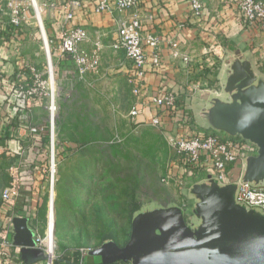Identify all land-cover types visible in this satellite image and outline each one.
<instances>
[{
	"label": "crops",
	"instance_id": "crops-1",
	"mask_svg": "<svg viewBox=\"0 0 264 264\" xmlns=\"http://www.w3.org/2000/svg\"><path fill=\"white\" fill-rule=\"evenodd\" d=\"M100 1L102 0H82V6L75 11L77 25L88 29L92 42L100 39L103 45L100 74L90 75L88 78L98 81L100 78L119 74L128 77L130 62L125 53L111 47L117 39L118 16L97 13L96 7ZM206 8V16L201 18L194 15L187 0H140L135 11L143 19L144 31L159 38L162 61L161 68H150L147 73L149 96L164 91L173 92L177 96L179 107L185 109V104L189 102L193 106L194 95L199 90L220 91L219 77L224 69L222 65L229 57L224 40L228 34H236L250 42V47H258L259 53L256 50L251 52L252 61L264 75V62H258L259 54L264 49V32H249L235 9L221 0H206ZM24 37L25 35L19 36L11 31H1L0 28V159L10 161L8 172L11 167L18 165L23 174L28 176L21 197L13 208L6 206L0 196V230L9 231L13 242V248L0 254V264H25L16 247L30 244L39 235L43 236L48 223L49 203L45 183L51 158V138L49 144L44 145L41 134H30L31 127H49L46 125L49 118L48 100L37 99L29 105L22 95L32 81L29 67L35 66L43 73L45 70L33 63L34 59L42 58L41 54L32 55L28 52V46L40 43L22 41ZM173 42L179 44L183 55L190 57L189 63L173 57ZM92 47L93 44L85 46L88 50ZM44 57L47 60L45 52ZM55 57L61 62L68 78H80L71 60L58 56L53 58ZM53 58L49 54L50 71L53 69ZM151 102V97L144 99L143 112L135 119L137 124L149 123L157 114ZM174 126L176 125L169 123L166 127L173 129ZM172 172L176 178L188 176L177 165ZM197 180L202 178H187L181 187L180 201L174 203L180 206L187 204L188 184ZM87 261L88 257L82 253V249H61L56 253L53 264H87ZM34 264H48V261Z\"/></svg>",
	"mask_w": 264,
	"mask_h": 264
},
{
	"label": "rangeland",
	"instance_id": "rangeland-1",
	"mask_svg": "<svg viewBox=\"0 0 264 264\" xmlns=\"http://www.w3.org/2000/svg\"><path fill=\"white\" fill-rule=\"evenodd\" d=\"M0 20L5 21L1 16ZM24 31L22 41L31 40L36 33ZM224 40L226 48L258 51L236 34H228ZM44 51L42 44L28 46L32 55L42 56L33 63L46 70ZM52 66L50 88L57 110L53 122L55 165L53 168L50 160L45 183L49 245L54 249L56 242L57 253L61 249L94 250L108 240L123 247L130 240L133 209L180 201L182 186L172 172L176 152L167 132L149 123L139 125L131 117L136 98L128 77L71 79L56 57ZM185 106L190 129L204 132L191 102ZM51 124L49 117L46 125L51 128ZM50 146L51 150L52 143ZM57 149L70 156L59 161ZM9 165V160L0 159L1 197L10 182ZM93 258L100 262L99 257Z\"/></svg>",
	"mask_w": 264,
	"mask_h": 264
},
{
	"label": "built area",
	"instance_id": "built-area-1",
	"mask_svg": "<svg viewBox=\"0 0 264 264\" xmlns=\"http://www.w3.org/2000/svg\"><path fill=\"white\" fill-rule=\"evenodd\" d=\"M187 1L194 15L201 18L206 16V0ZM221 2L235 9L249 32H264V1L221 0ZM139 3L140 0H102L96 7L97 13L118 16L117 39L111 47L115 51H123L130 62L128 78L136 98V105L130 113L131 117L137 119L143 112L144 99L151 97V104L157 114L149 121V124L168 133L169 142L177 155L176 165L183 168V174L188 175L186 178L185 175L178 178L181 186L185 184L187 178L206 179L210 177L223 185L237 182L242 170V157L245 153L254 152V147L240 139H223L206 131L194 132L189 127V115L185 109L179 107L177 96L173 92L164 91L149 96L146 83L147 73L150 68L157 70L162 66L159 53L160 40L156 35L144 31L143 19L135 11ZM81 6L82 0H4L0 2V16L5 21L0 20V28L1 31H11L19 36L26 34L24 29L35 30L36 33L31 40L43 45L47 63L50 54L52 58L58 56L71 60L81 78L99 75L103 45L100 39L92 42L88 29L77 25L75 11ZM89 44H93L91 50L85 48ZM53 46L56 48L53 49ZM171 48L174 58L185 63L190 62V57L181 53L177 42L171 43ZM262 50L259 54V63L264 62V49ZM256 52L259 53L257 50ZM29 74L32 83L22 95L29 105L37 99L48 100L47 108L52 123L49 128L52 143L51 164L54 168L55 128L53 122L57 107L54 90L50 88L52 73L48 64L44 73L35 66H30ZM172 112H175L176 126L170 130L164 129L167 126V114ZM44 132V126L30 128L31 135ZM9 172L10 182L2 192V201L6 206L13 208L21 197L28 176L23 174L18 165L11 167ZM237 200L249 208H257L264 212V187L256 188L243 184L238 190ZM185 205L184 203L182 206ZM48 239L47 225L45 234L37 237L36 244L37 248L43 250L48 256V264H53L57 245L52 249ZM11 248H13V242L9 231L0 230V254ZM16 251L19 253L21 248L16 247ZM88 251L82 249L85 256Z\"/></svg>",
	"mask_w": 264,
	"mask_h": 264
},
{
	"label": "water",
	"instance_id": "water-1",
	"mask_svg": "<svg viewBox=\"0 0 264 264\" xmlns=\"http://www.w3.org/2000/svg\"><path fill=\"white\" fill-rule=\"evenodd\" d=\"M227 52L220 91L199 90L193 110L204 131L254 147L242 157L240 179L193 181L185 206L146 204L132 217L128 243L105 241L86 253L87 264H96L93 257L98 264H264V212L237 200L243 184L264 187V75L251 52ZM20 248L25 264L48 260L34 240Z\"/></svg>",
	"mask_w": 264,
	"mask_h": 264
},
{
	"label": "trees",
	"instance_id": "trees-1",
	"mask_svg": "<svg viewBox=\"0 0 264 264\" xmlns=\"http://www.w3.org/2000/svg\"><path fill=\"white\" fill-rule=\"evenodd\" d=\"M26 83H28V82H26ZM31 83H32V81H31ZM30 85H31V84H30ZM174 113H175V112H172V113L167 114V118H168V119H167V126H169V123H170V124H175V123L177 122ZM171 127H172V126H171ZM171 127H164V129H168V130H170ZM41 136H42V138H43V144H44V145H45V144H46V145L49 144V138H50L49 127H45V132L42 133ZM69 156H70L69 153H65V152H63L61 149H57V158L59 159V161H60V160L62 161V160H64V159L68 158ZM138 210H139V208L133 209V212H134V211H138Z\"/></svg>",
	"mask_w": 264,
	"mask_h": 264
},
{
	"label": "bare ground",
	"instance_id": "bare-ground-1",
	"mask_svg": "<svg viewBox=\"0 0 264 264\" xmlns=\"http://www.w3.org/2000/svg\"><path fill=\"white\" fill-rule=\"evenodd\" d=\"M52 57V56H51ZM52 77H53V75H52ZM51 160V159H50ZM53 167V166H52ZM51 181V180H50ZM55 246H56V244H55Z\"/></svg>",
	"mask_w": 264,
	"mask_h": 264
}]
</instances>
